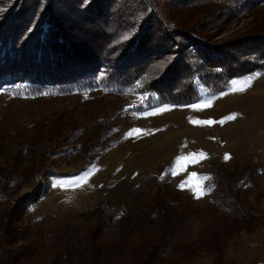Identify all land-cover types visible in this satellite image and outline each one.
Here are the masks:
<instances>
[{"label": "trees", "instance_id": "obj_1", "mask_svg": "<svg viewBox=\"0 0 264 264\" xmlns=\"http://www.w3.org/2000/svg\"><path fill=\"white\" fill-rule=\"evenodd\" d=\"M263 3L13 0L0 5V87L25 83L44 91L101 77L108 85L148 94L155 105L190 104L198 97L196 78L206 90L220 93L231 79L264 68V31L221 43L196 34L202 27L248 15ZM190 4L208 5L209 10L186 27L174 17V9ZM109 123L104 121L103 127ZM154 188L120 217L98 203L72 219L30 230L17 222L26 205L38 199L36 187L0 215V264H173L178 257L194 256L198 247L208 254L206 264H238L228 256L229 241L252 222L236 197L215 194V210L192 236L197 215L183 207L185 196ZM114 225L115 234L104 237Z\"/></svg>", "mask_w": 264, "mask_h": 264}, {"label": "rangeland", "instance_id": "obj_2", "mask_svg": "<svg viewBox=\"0 0 264 264\" xmlns=\"http://www.w3.org/2000/svg\"><path fill=\"white\" fill-rule=\"evenodd\" d=\"M12 1L0 0V5ZM152 1L162 5L169 0ZM174 10V17L191 27L209 6ZM198 30L197 36L211 43L264 31V3L223 26ZM254 74L260 75L246 91H230L232 81ZM194 82L198 97L177 106L155 105L148 94L108 85L101 77L44 91L25 83L0 87V215L37 187L38 199L26 205L17 222L21 227L33 230L36 224L72 219L98 203L120 217L160 186L185 196L183 207L197 215L191 232L195 236L215 210L212 197L231 194L252 224L231 236L228 256L238 264H264V68L231 79L220 93L206 90L197 78ZM208 100L210 107H189ZM165 106L169 110L157 112ZM232 114L234 119L225 120ZM206 120L213 123L195 122ZM104 121L110 127L104 128ZM131 129L144 132L125 138ZM200 152L207 158L176 164L178 157ZM173 170L178 174L172 175ZM86 172L82 186H60ZM201 181L204 194L199 198L188 186L178 187ZM116 228L103 236L112 237ZM207 256L198 247L194 256L178 257L173 264H206Z\"/></svg>", "mask_w": 264, "mask_h": 264}, {"label": "snow or ice", "instance_id": "obj_3", "mask_svg": "<svg viewBox=\"0 0 264 264\" xmlns=\"http://www.w3.org/2000/svg\"><path fill=\"white\" fill-rule=\"evenodd\" d=\"M257 75L260 74H254V75H250L242 80H234L231 82V87H230V91L232 92H243L246 91L248 87L251 86L252 80L256 78ZM227 93H222V95H226ZM212 104L211 100H208L206 102H204L202 105H190L189 107H192L194 109H199L201 107H210ZM169 110L167 108V106H165L163 109H158L157 112L159 111H167ZM149 115L152 114H156V113H148ZM236 114H232L228 117H225V120H230V119H234ZM196 123H201V124H211L213 123V121L211 120H206V121H195ZM224 121H219V123H223ZM144 130L142 129H131L129 131V133L125 134V138H127V136H130L134 133L139 134V133H143ZM199 157L200 159H205L207 158L206 154L203 152L200 153H189L187 156H180L177 158L176 164H180V162H198V160H196L195 158ZM229 157L226 155L225 159H228ZM172 175H177L178 173L176 171H172L171 172ZM89 175V173H84L83 176H77L75 178H73L72 180L69 181H62L59 182L60 186L62 187H74V186H82V183H87L86 177ZM193 176H195V173L192 174ZM203 179H210V177H204ZM55 186V185H54ZM185 186H188L189 188H191L194 192V195L196 196V198H199L201 195L204 194V188H203V184L202 181L198 182L197 184H192L190 182H185L182 183L181 185H178V187L184 188Z\"/></svg>", "mask_w": 264, "mask_h": 264}, {"label": "crops", "instance_id": "obj_4", "mask_svg": "<svg viewBox=\"0 0 264 264\" xmlns=\"http://www.w3.org/2000/svg\"><path fill=\"white\" fill-rule=\"evenodd\" d=\"M249 75V74H248ZM240 78V77H239ZM235 79V78H234Z\"/></svg>", "mask_w": 264, "mask_h": 264}]
</instances>
